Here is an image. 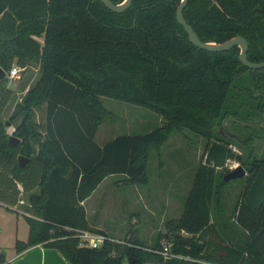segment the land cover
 <instances>
[{
	"label": "trees",
	"instance_id": "16d2710c",
	"mask_svg": "<svg viewBox=\"0 0 264 264\" xmlns=\"http://www.w3.org/2000/svg\"><path fill=\"white\" fill-rule=\"evenodd\" d=\"M178 1L130 0L112 12L98 0H0V68L35 65L38 72L9 120H0V203L11 208L23 194L33 215L24 216L26 238L15 240V253L40 244L68 264H264V160L235 156L248 172L233 207L241 239L233 242L225 223L211 219L224 183L216 170L234 158L213 127L220 130V121L236 113L228 100L246 68L235 45L209 52L189 43L174 17ZM182 16L201 41L238 34L246 58L264 61V0H187ZM250 70L263 90L264 68ZM11 95L0 80V115ZM101 97L146 108L162 123L99 145L94 134L108 113ZM42 104L39 132L31 115ZM182 127L205 142L180 214L164 221L168 255L155 252L159 238L145 246L133 233L114 239L97 231L105 237L100 246L79 245L78 231L92 230L80 202L108 176H119L121 185L146 184L149 153ZM9 136L17 141L10 144ZM18 156L26 159L22 166Z\"/></svg>",
	"mask_w": 264,
	"mask_h": 264
},
{
	"label": "rangeland",
	"instance_id": "374dc122",
	"mask_svg": "<svg viewBox=\"0 0 264 264\" xmlns=\"http://www.w3.org/2000/svg\"><path fill=\"white\" fill-rule=\"evenodd\" d=\"M251 72L246 68L234 78L231 88L234 97L231 101L228 100V103L234 102L238 105L236 113L225 116L220 121V130L217 129L218 126L213 127V130H217L216 133L228 142L234 155V158L226 160L223 168L216 170V180L221 181L222 175L236 166H241L244 170L241 178L229 179L220 185L219 209L215 210L214 206L211 208V219L216 218L218 222L225 223L229 230L228 238L233 242L241 239V234L234 224L233 207L239 200L248 175L246 166L237 161H249L254 158L264 160V87L261 85L263 90H260L254 86L257 82L252 80ZM37 74L36 66L31 65L13 77L3 78L4 86L12 90V95L1 112V121L9 120L15 103L19 101L28 84L36 79ZM247 92H250V97L244 95ZM101 100L108 113L103 116L98 131L99 134L108 131L106 137L117 133H144L162 123L158 115L146 108L108 97H101ZM19 119L20 115H17L7 127L8 131ZM43 120L42 104L33 108L31 115V122L39 132L42 130ZM100 138L97 140L100 141ZM204 142L203 137L182 127L172 131L157 149L149 153L146 184L121 185L115 182L119 176L105 180L85 205L86 220L90 224L91 232L100 231L114 239H122L133 233L145 246H150L157 237L159 243L169 247L167 237L170 233L166 231L164 221L180 214ZM235 156H238V160ZM19 196L23 201V204L16 205L20 212L0 203V257L3 259L14 253L15 240L26 238L28 226L24 216L33 217L31 211L25 207V196ZM179 233L188 236L183 231Z\"/></svg>",
	"mask_w": 264,
	"mask_h": 264
},
{
	"label": "water",
	"instance_id": "95a60500",
	"mask_svg": "<svg viewBox=\"0 0 264 264\" xmlns=\"http://www.w3.org/2000/svg\"><path fill=\"white\" fill-rule=\"evenodd\" d=\"M103 4V6L109 9L112 12H122L130 5V0H121L118 3H112L110 0H98ZM187 0H179L174 9V17L176 22L182 27L183 31L186 34V39L189 43L194 45L195 47L206 50L209 52H221L229 49L231 46L235 45L238 48L237 59L238 61L248 69H260L264 68V61H249L246 58V50H247V42L245 39L238 35L234 34L233 36L221 41V42H213V41H201L191 26L186 23L182 16V9L185 6ZM5 77L4 71L0 68V80ZM17 141V138L13 136L8 137V142L10 144H14ZM25 158L22 156L17 157L18 166H22ZM244 174V170L241 166H236L229 172L222 175V180L227 181L233 178H240ZM3 261V257H0V262ZM132 264H138L136 259L130 261Z\"/></svg>",
	"mask_w": 264,
	"mask_h": 264
},
{
	"label": "crops",
	"instance_id": "0c3cea01",
	"mask_svg": "<svg viewBox=\"0 0 264 264\" xmlns=\"http://www.w3.org/2000/svg\"><path fill=\"white\" fill-rule=\"evenodd\" d=\"M100 126H101V124L98 126V128L94 134V140L99 145L101 143H103L104 141L112 138L115 135L114 134L111 137H106L107 136L106 133H108V131L103 132V134L102 133L99 134L98 130H99ZM108 130H109V128H108ZM98 137H101L100 141L97 140ZM109 177H112V176L105 177L96 186V188L91 192V194L87 198H85L83 201L80 202L84 208L85 217L87 215V209L85 206L87 201L91 198V196L94 194V192L99 187V185H101ZM87 223H88V221H87ZM88 225L90 226L89 223H88ZM3 262L6 264H68L67 261L59 254V252L57 250H55L53 248L43 247L40 244H35L32 246H29V247L25 248L24 250H22L18 253L14 252L8 258L3 259Z\"/></svg>",
	"mask_w": 264,
	"mask_h": 264
},
{
	"label": "built area",
	"instance_id": "2783aa9c",
	"mask_svg": "<svg viewBox=\"0 0 264 264\" xmlns=\"http://www.w3.org/2000/svg\"><path fill=\"white\" fill-rule=\"evenodd\" d=\"M18 71L19 69L13 65L10 67L7 73L6 72L4 73L6 77H13L14 75L17 74ZM17 204H23V201L18 200L15 205L11 206V209L16 211L18 209L16 207ZM17 211L20 212L19 210ZM77 238L79 241V245L96 248L100 246V244L102 243L105 237L100 233H95V232H91L88 230H81V231H78ZM155 252L160 253L163 257H166V255H168V247L167 245L161 243V250H157V251L155 250Z\"/></svg>",
	"mask_w": 264,
	"mask_h": 264
}]
</instances>
